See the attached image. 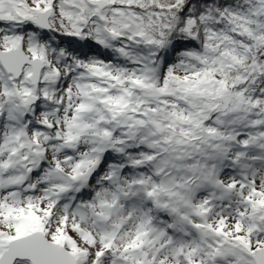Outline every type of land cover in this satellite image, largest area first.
<instances>
[{
    "label": "snow or ice",
    "instance_id": "1",
    "mask_svg": "<svg viewBox=\"0 0 264 264\" xmlns=\"http://www.w3.org/2000/svg\"><path fill=\"white\" fill-rule=\"evenodd\" d=\"M0 264H264V0H0Z\"/></svg>",
    "mask_w": 264,
    "mask_h": 264
}]
</instances>
